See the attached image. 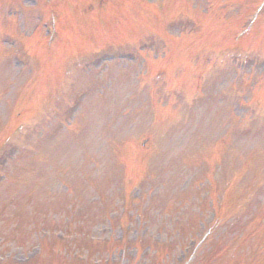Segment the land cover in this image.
Returning a JSON list of instances; mask_svg holds the SVG:
<instances>
[{
  "label": "rangeland",
  "instance_id": "374dc122",
  "mask_svg": "<svg viewBox=\"0 0 264 264\" xmlns=\"http://www.w3.org/2000/svg\"><path fill=\"white\" fill-rule=\"evenodd\" d=\"M262 1L0 0V167L17 172L0 179V264L261 253L264 227L246 245L242 229L264 214Z\"/></svg>",
  "mask_w": 264,
  "mask_h": 264
}]
</instances>
